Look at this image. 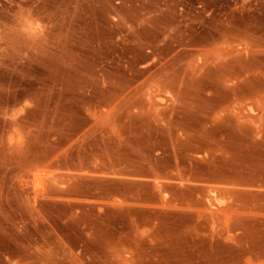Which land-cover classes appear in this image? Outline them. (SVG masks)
I'll use <instances>...</instances> for the list:
<instances>
[{"label":"rangeland","instance_id":"rangeland-1","mask_svg":"<svg viewBox=\"0 0 264 264\" xmlns=\"http://www.w3.org/2000/svg\"><path fill=\"white\" fill-rule=\"evenodd\" d=\"M261 95L264 0H0V215L3 206L8 221L29 206L46 213L49 143L78 147L113 133L138 145L140 133L170 137L160 123L191 132L222 122L220 133L236 138L232 123L256 127ZM110 123L120 128L109 130ZM163 218L175 221L174 214ZM2 222L0 264H17L8 255L32 249L39 264L175 263L174 250L155 258L83 257L47 226L32 242L25 227L16 235ZM98 229L87 227L93 235Z\"/></svg>","mask_w":264,"mask_h":264},{"label":"crops","instance_id":"crops-1","mask_svg":"<svg viewBox=\"0 0 264 264\" xmlns=\"http://www.w3.org/2000/svg\"><path fill=\"white\" fill-rule=\"evenodd\" d=\"M255 121V128L232 123L236 138L220 133L227 129L222 122L198 123L191 132L160 123L170 137L140 133L138 145L113 133L78 147L49 143L46 213L40 216V208L29 206L8 221L3 206L2 223L15 227L16 235L25 227L32 242L39 241L38 227L47 226L49 235H59L83 257L155 258L174 250V264H264V113ZM249 195L258 200H235ZM173 214L174 223L164 221ZM87 227L99 229L93 235ZM5 237L13 243L11 235ZM8 257L17 264L40 262L33 249Z\"/></svg>","mask_w":264,"mask_h":264},{"label":"bare ground","instance_id":"bare-ground-1","mask_svg":"<svg viewBox=\"0 0 264 264\" xmlns=\"http://www.w3.org/2000/svg\"><path fill=\"white\" fill-rule=\"evenodd\" d=\"M26 28H27V29H34L33 25H31V24H29V23H27Z\"/></svg>","mask_w":264,"mask_h":264}]
</instances>
